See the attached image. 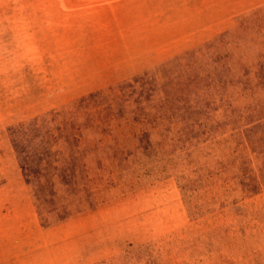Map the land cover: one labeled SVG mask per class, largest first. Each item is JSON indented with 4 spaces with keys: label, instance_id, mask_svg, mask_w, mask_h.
Returning a JSON list of instances; mask_svg holds the SVG:
<instances>
[{
    "label": "rangeland",
    "instance_id": "obj_1",
    "mask_svg": "<svg viewBox=\"0 0 264 264\" xmlns=\"http://www.w3.org/2000/svg\"><path fill=\"white\" fill-rule=\"evenodd\" d=\"M115 1L0 0V264H264V5Z\"/></svg>",
    "mask_w": 264,
    "mask_h": 264
},
{
    "label": "crops",
    "instance_id": "obj_2",
    "mask_svg": "<svg viewBox=\"0 0 264 264\" xmlns=\"http://www.w3.org/2000/svg\"><path fill=\"white\" fill-rule=\"evenodd\" d=\"M136 0H116L114 3L119 7V9L129 10V4L134 3ZM165 3L169 4L168 12H166L165 18H170L175 13L177 14L179 7L185 11L187 14L185 16L176 15L171 17L172 19L175 17H179L181 19H209V20H221L223 18V12H232L234 11L236 14L238 13H247L254 8L260 7L264 5V0H164ZM168 6V5H167ZM198 14L197 17L193 16V14ZM207 13L209 15H207ZM171 14V15H167ZM179 14V13H178ZM213 14V15H211ZM201 15V16H200ZM237 16V15H236ZM162 17V16H161ZM160 17V18H161ZM204 28V27H203ZM199 32L195 31H187L186 29L182 31L180 34L182 36L187 35H195Z\"/></svg>",
    "mask_w": 264,
    "mask_h": 264
},
{
    "label": "trees",
    "instance_id": "obj_3",
    "mask_svg": "<svg viewBox=\"0 0 264 264\" xmlns=\"http://www.w3.org/2000/svg\"><path fill=\"white\" fill-rule=\"evenodd\" d=\"M253 103H255V102H253ZM258 106H259V108H258ZM264 103L263 104H255L254 105V109L255 110H264ZM263 108V109H262ZM259 113H261V112H259ZM262 114V115H261ZM261 114H258V116H256L257 117V119L254 121V122H257L258 124H260V122H262V125H264V113H261ZM263 120V121H262ZM88 135V134H87ZM94 138V137H93ZM70 140V139H69ZM71 142V141H70ZM91 141L89 140L88 142H87V144L88 143H90ZM86 144V145H87ZM69 145H71V144H68V145H66V146H64V147H62V149H64L65 151L64 152H62L61 154H62V158H61V160H60V162L59 163H61V165H62V167H64L65 165H67L68 164V162H70L71 160H72V158L74 159V157L75 158H77L75 155H76V153H75V151H73V149L69 146ZM84 143H82V144H80V143H75L74 144V146H72V147H76V148H78L80 151H82V153H83V151L87 154V155H97L99 152H100V150L101 149H103V148H101L100 146H95V147H93V146H86ZM58 149H60V148H58ZM37 154L36 153H32V152H29L28 153V156H30V158H32V157H34V156H36ZM69 156H71L72 158L70 159V160H67L68 159V157ZM24 159H26V155H25V158ZM27 160H28V157H27ZM24 161V160H23ZM33 162H32V160L30 161V162H27L26 163V161H24V165L26 164V169L27 168H29L30 166H31V164H32ZM61 167V168H62ZM76 171H77V174H80L82 171H81V168H80V163H78V168H76L75 169ZM45 175V174H44ZM43 175V176H44ZM46 178H48V176L46 175L45 176Z\"/></svg>",
    "mask_w": 264,
    "mask_h": 264
}]
</instances>
